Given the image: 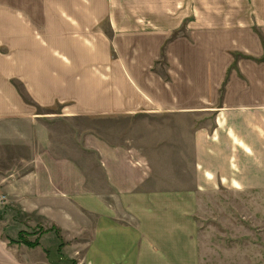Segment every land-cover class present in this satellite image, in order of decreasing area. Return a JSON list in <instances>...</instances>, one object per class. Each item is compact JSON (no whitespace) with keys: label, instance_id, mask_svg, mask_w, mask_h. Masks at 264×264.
Segmentation results:
<instances>
[{"label":"crops","instance_id":"0c3cea01","mask_svg":"<svg viewBox=\"0 0 264 264\" xmlns=\"http://www.w3.org/2000/svg\"><path fill=\"white\" fill-rule=\"evenodd\" d=\"M258 32L264 0H0V203L42 215L61 240L58 259L201 264L197 224L182 211L205 185L197 171L240 173L237 160L264 156V127L253 146L229 129L247 152L218 168L217 152L203 147L207 160L191 166L188 186L176 165L161 169L146 153L99 142L101 187L57 150L47 127L54 116L45 115L60 106L68 118L163 112L195 122L215 111L225 128L249 111L264 122V62L238 59L229 69L232 51L263 55ZM17 149L25 157L12 162ZM38 248L0 238V264H49Z\"/></svg>","mask_w":264,"mask_h":264},{"label":"rangeland","instance_id":"374dc122","mask_svg":"<svg viewBox=\"0 0 264 264\" xmlns=\"http://www.w3.org/2000/svg\"><path fill=\"white\" fill-rule=\"evenodd\" d=\"M258 33L263 55L252 57L240 51H232L233 62L229 69L237 68L238 59L264 62V35ZM25 99L27 100L26 97ZM175 114L178 113L115 114L101 117L91 114L68 118L62 116L61 107L56 106L45 116H54L50 122L52 125L47 127L53 138L63 142L58 144L57 141V150L61 146L68 149L71 161L83 166L87 177L101 187H105L106 183L99 169L100 162L95 149L99 142L103 145L130 147L139 153H146L150 164H158L161 169H173L176 165V175L181 176L182 181L186 180L185 185L188 186L191 166L196 161L201 162L203 158L207 160V156L202 154L203 147L217 152L218 157L213 163L218 168L227 154L230 153L233 157L247 152L237 140L232 141L229 137L231 129L238 137L247 139L243 140L246 145L253 146L257 139L255 129L259 133L264 127L261 112L250 114L248 111L245 122L240 119L238 123V117L237 124L225 128L214 123L215 111L209 112V115H197V118H192L195 122H191L188 115L176 117ZM58 152L56 151L57 154ZM22 154L23 151L17 149L11 161H19ZM23 157L25 152L22 160ZM244 157L235 163L241 169L238 174L218 172L213 179H207L198 169L199 182L203 181L206 186L196 188V200L182 206V211L189 213L197 224L201 264H264V173L259 176L258 172H253L258 168V160H263L264 156H257L255 153L252 156L249 153ZM5 165L9 168L8 163ZM261 166L263 168L264 163L259 165ZM234 177L240 178L237 181L243 183L247 181V185L233 183ZM256 179L261 180L259 186H251ZM44 222L40 214L26 212L21 206L9 202L0 203V238L8 246L24 244L9 241L22 238L31 243L37 242L36 247H42L49 255V264H77L73 260L58 259L61 253H57L56 249L62 247L61 240L54 230L42 224Z\"/></svg>","mask_w":264,"mask_h":264},{"label":"trees","instance_id":"16d2710c","mask_svg":"<svg viewBox=\"0 0 264 264\" xmlns=\"http://www.w3.org/2000/svg\"><path fill=\"white\" fill-rule=\"evenodd\" d=\"M9 241L10 242H15V243H24V245H26L28 247H31V248L38 246L37 242L31 243V242H28V241H26V240H24L22 238H20L19 240L18 239L17 240L9 239Z\"/></svg>","mask_w":264,"mask_h":264},{"label":"built area","instance_id":"2783aa9c","mask_svg":"<svg viewBox=\"0 0 264 264\" xmlns=\"http://www.w3.org/2000/svg\"><path fill=\"white\" fill-rule=\"evenodd\" d=\"M3 197H1V199H2Z\"/></svg>","mask_w":264,"mask_h":264}]
</instances>
